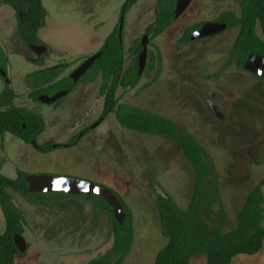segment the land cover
<instances>
[{
    "label": "rangeland",
    "instance_id": "374dc122",
    "mask_svg": "<svg viewBox=\"0 0 264 264\" xmlns=\"http://www.w3.org/2000/svg\"><path fill=\"white\" fill-rule=\"evenodd\" d=\"M242 0H193L175 25L149 43V51L160 57L152 73L147 66L138 88L119 91L121 103L164 117L192 134L208 152L214 164L222 202L214 217L225 215L226 230L237 227V216L248 194L264 181V83L252 73L228 62L240 29L226 31L207 40L180 44L186 28L215 21L226 11L241 16ZM126 0H43L47 25L39 33L41 45L49 51L37 56L18 32L16 12L0 0V53L4 50L7 70L0 72V91L10 86L15 105L43 117L46 129L38 143L64 146L50 154L37 151L7 134L0 147L2 174L16 179L19 171L30 175H52L89 181L110 188L125 200L135 221V242L125 264H154L167 245L162 234L152 183L184 210L194 193L195 171L184 153L159 136L124 129L115 114L98 122L105 99L100 94L102 76L82 84L59 105L31 99L26 77L40 69L37 57H46V68L67 62L71 76L87 58L103 47L118 27ZM158 0H140L124 20L126 68L137 41L156 19ZM261 36V32L259 31ZM159 80L153 83L158 71ZM223 118L217 116L215 109ZM98 124L97 127H95ZM95 127V128H94ZM92 128L87 136L83 132ZM81 141L69 146L73 139ZM37 144V143H36ZM25 216L27 249L17 264H87L108 251L114 242L113 222L106 212L95 215L92 203L66 200L68 209L35 206L9 191ZM6 221L0 207V234ZM192 264H208L204 255ZM233 264H264V249L258 255L239 256Z\"/></svg>",
    "mask_w": 264,
    "mask_h": 264
},
{
    "label": "trees",
    "instance_id": "16d2710c",
    "mask_svg": "<svg viewBox=\"0 0 264 264\" xmlns=\"http://www.w3.org/2000/svg\"><path fill=\"white\" fill-rule=\"evenodd\" d=\"M140 0H126L120 14L118 27L106 39L96 61L88 73L75 84L66 71L71 67L64 62L55 68H46V57H37L35 63L40 69L26 77L31 89L30 97L39 102L41 96L54 97L61 92L72 94L84 83H93L102 76L101 96L105 99L104 112L98 122H104L115 114L118 123L124 128L140 134L159 136L171 141L185 155L195 171L194 193L188 209H182L169 196L157 191L156 206L159 211L162 234L168 240L167 245L157 254L154 264H192L194 259L204 255L208 264H233L239 256L253 257L264 249V181L256 186L247 197L244 207L237 216V227L226 230L225 215L214 217L216 208L221 205L222 197L218 176L214 164L205 148L188 131L176 123L132 105L121 103L119 91L124 93L135 90L141 83L139 57L143 51L142 41H137L129 56L132 62L126 68L124 30L121 33V21L129 15ZM17 14L18 32L26 46L41 45L39 33L47 25L48 12L43 0H3ZM178 0H158L156 19L145 30L150 44L168 32L176 23ZM215 23L226 24L231 31L239 28L240 32L234 43L230 58L221 72L208 78L220 77L231 66L245 70L249 57L253 54L264 57V0H242L241 16L226 11ZM207 24L202 22L186 28L180 44L192 42V36ZM261 32V36L259 34ZM208 41V39H207ZM3 49V48H2ZM0 53V67L7 70L4 50ZM147 73H152L160 64V57L149 51ZM89 58H87L88 60ZM158 71L153 83L160 77ZM263 83L264 80L259 78ZM16 95L10 86L0 91V147L4 138L10 134L21 141L34 145L42 154L53 153L56 148L52 143L40 145L46 124L43 117L15 105ZM63 102L60 100L56 105ZM92 128L83 132L89 135ZM82 136L73 139L69 146L78 144ZM0 166V207L6 221V233L0 234V264H17V257L22 255L15 239L26 234V219L20 208L13 201L9 191L22 196L35 206L68 209L66 200L84 199L94 206L95 215L106 212L113 222V246L105 253L87 264H125L135 242V221L131 208L119 193L112 190L124 207L126 219L121 225L115 218L114 208L100 196L82 195L71 197L62 193H31L26 178L30 174L19 171L16 179L2 174Z\"/></svg>",
    "mask_w": 264,
    "mask_h": 264
},
{
    "label": "water",
    "instance_id": "95a60500",
    "mask_svg": "<svg viewBox=\"0 0 264 264\" xmlns=\"http://www.w3.org/2000/svg\"><path fill=\"white\" fill-rule=\"evenodd\" d=\"M193 0H178L176 8V19H178L191 5ZM124 18L121 21L120 32L122 33L124 28ZM228 27L226 24H220L210 22L205 24L201 30L197 31L192 36V41L207 40L209 38L218 36L227 31ZM149 37L145 36L142 41L143 51L139 57L140 76L144 74L147 66L148 54H149ZM29 48L37 55L42 56L48 52V49L44 45H31ZM102 56L101 53L94 55L93 57L86 60L82 65L70 76L75 84L81 81L88 71L93 67L98 59ZM245 70L252 73L264 80V57L259 55H251L245 66ZM0 72L5 77L8 84L10 81L6 78L7 74L0 68ZM70 92H61L54 97L41 96L39 100L47 105H54L63 98L67 97ZM218 117L223 118L222 115L215 109ZM98 124L95 126L97 127ZM94 127V128H95ZM36 146L37 144L34 143ZM30 185L31 193H62L71 197H80L82 195L88 196H100L107 203L114 208L115 218L122 225L126 219L124 207L122 206L115 193L103 186L97 185L89 181H83L71 177L63 176H52V175H30L26 178ZM16 245L21 253H24L27 249L26 241L24 237L17 236L15 239Z\"/></svg>",
    "mask_w": 264,
    "mask_h": 264
},
{
    "label": "crops",
    "instance_id": "0c3cea01",
    "mask_svg": "<svg viewBox=\"0 0 264 264\" xmlns=\"http://www.w3.org/2000/svg\"><path fill=\"white\" fill-rule=\"evenodd\" d=\"M49 51V50H48ZM99 53V52H98ZM82 57H84V58H91V57H93V56H88V55H84V56H82ZM140 109H142V108H140ZM144 110V109H143ZM147 111V110H146ZM24 172H26V171H24ZM27 173V172H26Z\"/></svg>",
    "mask_w": 264,
    "mask_h": 264
}]
</instances>
